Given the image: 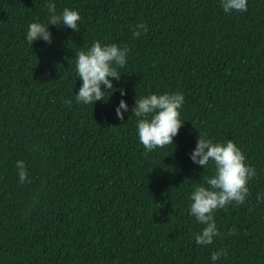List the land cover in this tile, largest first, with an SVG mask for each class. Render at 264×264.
Masks as SVG:
<instances>
[{"label": "trees", "instance_id": "1", "mask_svg": "<svg viewBox=\"0 0 264 264\" xmlns=\"http://www.w3.org/2000/svg\"><path fill=\"white\" fill-rule=\"evenodd\" d=\"M52 2L79 12L80 31L49 24L51 43L30 45L49 0H0V264H264V0L228 13L220 0ZM95 41L129 51L107 101L85 105L76 58ZM166 92L183 94L184 122L173 145L146 152L132 108ZM199 134L232 140L256 170L245 203L214 213L208 246L190 214L214 174L190 159ZM219 249L227 258L212 261Z\"/></svg>", "mask_w": 264, "mask_h": 264}, {"label": "clouds", "instance_id": "2", "mask_svg": "<svg viewBox=\"0 0 264 264\" xmlns=\"http://www.w3.org/2000/svg\"><path fill=\"white\" fill-rule=\"evenodd\" d=\"M220 3L225 13L248 10L247 0H220ZM45 7L49 14L47 24L33 22L28 27L25 38L30 45L37 39L51 43L49 24L57 27L67 26L74 31H80L78 23L81 16L78 11L64 8L58 13L57 6L52 0H49ZM147 31V26L139 23L133 28V37L139 38L141 32ZM128 51L127 46L102 45L99 41L93 42L87 51H79L76 58V71L81 85L75 93V101L85 105H93L95 101L106 102L105 93L115 90L109 77L119 80L122 73L118 69L126 65ZM119 90L121 96L125 95L122 88ZM64 103L69 107L72 105L70 99H65ZM183 104L184 96L179 92L151 94L135 99L132 114L138 118V138L146 152L173 145V137L178 134L184 122L180 119V109ZM127 110V103L121 99L115 108L117 118L124 120V112ZM190 159L203 169L208 168L210 164L214 169V174L205 178L207 186L196 185L190 195L192 201L190 214L199 224L204 225L195 235V242L197 245L208 246L213 243L215 237L221 235L214 220V213L230 204L245 203L249 196L247 184L256 176V170L246 162L244 153L232 140L229 139L226 143H214L202 134H199L197 138L196 146L190 153ZM15 167L18 170L19 181L30 182L24 162L18 160ZM261 199V194H257V200ZM234 233L235 229L229 230V234ZM221 256L227 258L226 249L212 252L211 259L216 261Z\"/></svg>", "mask_w": 264, "mask_h": 264}]
</instances>
